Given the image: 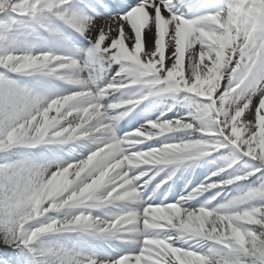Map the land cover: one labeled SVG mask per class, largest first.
Wrapping results in <instances>:
<instances>
[{"label": "snow or ice", "instance_id": "1", "mask_svg": "<svg viewBox=\"0 0 264 264\" xmlns=\"http://www.w3.org/2000/svg\"><path fill=\"white\" fill-rule=\"evenodd\" d=\"M0 264H264V0H0Z\"/></svg>", "mask_w": 264, "mask_h": 264}]
</instances>
